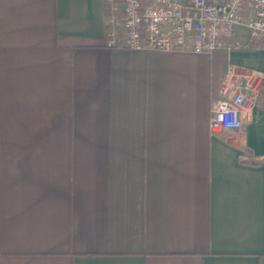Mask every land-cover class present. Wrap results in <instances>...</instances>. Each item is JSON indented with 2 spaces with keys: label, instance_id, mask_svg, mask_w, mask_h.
<instances>
[{
  "label": "crops",
  "instance_id": "obj_1",
  "mask_svg": "<svg viewBox=\"0 0 264 264\" xmlns=\"http://www.w3.org/2000/svg\"><path fill=\"white\" fill-rule=\"evenodd\" d=\"M107 0H0V264H264V49L109 46ZM241 29V28H240Z\"/></svg>",
  "mask_w": 264,
  "mask_h": 264
},
{
  "label": "built area",
  "instance_id": "obj_2",
  "mask_svg": "<svg viewBox=\"0 0 264 264\" xmlns=\"http://www.w3.org/2000/svg\"><path fill=\"white\" fill-rule=\"evenodd\" d=\"M109 46L214 53L264 49V0H107ZM241 28V29H240ZM264 77L228 68L212 111L214 134L238 130L258 106Z\"/></svg>",
  "mask_w": 264,
  "mask_h": 264
}]
</instances>
